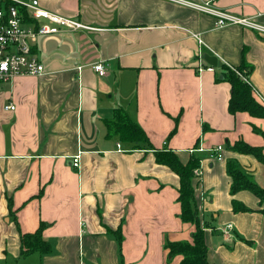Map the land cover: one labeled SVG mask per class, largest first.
Returning <instances> with one entry per match:
<instances>
[{"label":"crops","instance_id":"0c3cea01","mask_svg":"<svg viewBox=\"0 0 264 264\" xmlns=\"http://www.w3.org/2000/svg\"><path fill=\"white\" fill-rule=\"evenodd\" d=\"M39 1L93 28L39 35L45 72L0 82V264H179L183 255L166 245L192 241L196 224L181 218L180 177L158 151L200 158L194 183L208 260L264 264V196L233 192L227 167L264 188V163L233 149L243 141L264 154V117L229 110L224 75L225 65L250 64L245 76L264 105V33L217 27L215 16L172 0ZM190 1L264 24V0ZM22 12L26 25L53 24ZM206 54L218 58L213 70ZM100 62L104 75L93 68ZM119 106L149 146L108 134ZM217 145L222 160L210 156ZM40 227L52 251L22 254L21 233Z\"/></svg>","mask_w":264,"mask_h":264},{"label":"trees","instance_id":"16d2710c","mask_svg":"<svg viewBox=\"0 0 264 264\" xmlns=\"http://www.w3.org/2000/svg\"><path fill=\"white\" fill-rule=\"evenodd\" d=\"M25 8H21V11ZM23 13V12H22ZM30 19V18H29ZM252 66L246 62L239 66H224V75L232 85V95L229 102V110L248 111L253 116L264 117V105L256 99L253 87L245 76ZM249 73V72H248ZM108 134H118L124 141L143 143L150 145L149 137L144 129L132 119L127 111L119 106L114 109V117L106 121ZM233 149L246 154H254L264 163V154L261 147L249 145L243 141H237ZM156 160L172 168L180 177L179 201L182 206L181 218L186 222L196 224L192 241H171L167 243L170 255H183L179 264H215L208 260V246L205 239V225L201 223L198 203L196 198V186L194 178L195 170L199 166L200 158L191 154L187 163H184L174 151H158ZM228 172L233 178L232 191L249 189L256 195L264 196V188L253 181L244 171L234 165L228 164ZM235 210H248V208L234 200ZM22 254L33 252L49 253L52 251L50 242L44 240L41 227L35 232L21 233Z\"/></svg>","mask_w":264,"mask_h":264},{"label":"built area","instance_id":"2783aa9c","mask_svg":"<svg viewBox=\"0 0 264 264\" xmlns=\"http://www.w3.org/2000/svg\"><path fill=\"white\" fill-rule=\"evenodd\" d=\"M182 4L190 5L200 11L215 16L217 27H224L230 24H241L258 32L264 33V24L253 18L235 15L222 11L210 4L209 1L193 2L190 0H172ZM21 8L32 9V16L36 19L46 18L53 24L38 23L37 25H26L25 17ZM69 29H92L91 25L83 21L50 11L40 5L39 0H0V82L10 81L16 75H41L45 72V65L34 52V45L39 35L52 34L60 30V27ZM93 68L101 75L106 74V67L103 62L96 63ZM213 70L214 66L209 65ZM6 109L14 110L16 105L10 102ZM203 150V147L198 148ZM223 145H217L210 149V156L218 160L224 159ZM73 164L80 165V155L74 157ZM195 174H200L197 167ZM233 224L229 223L224 227V232L230 234Z\"/></svg>","mask_w":264,"mask_h":264},{"label":"water","instance_id":"95a60500","mask_svg":"<svg viewBox=\"0 0 264 264\" xmlns=\"http://www.w3.org/2000/svg\"><path fill=\"white\" fill-rule=\"evenodd\" d=\"M205 59L213 66L218 64V58L215 55L206 54Z\"/></svg>","mask_w":264,"mask_h":264}]
</instances>
